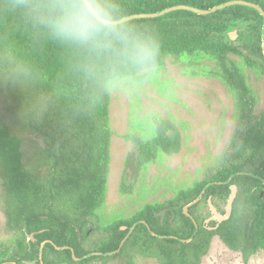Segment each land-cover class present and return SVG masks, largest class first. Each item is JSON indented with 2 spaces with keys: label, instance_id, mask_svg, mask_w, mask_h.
I'll list each match as a JSON object with an SVG mask.
<instances>
[{
  "label": "trees",
  "instance_id": "obj_1",
  "mask_svg": "<svg viewBox=\"0 0 264 264\" xmlns=\"http://www.w3.org/2000/svg\"><path fill=\"white\" fill-rule=\"evenodd\" d=\"M90 1L101 16L114 20L177 4L210 8L227 0ZM249 1L264 8V0ZM263 25V16L243 5L205 15L181 9L107 25L82 0H0V92L12 98L6 113L0 112V180L6 227L18 233L22 243L0 264L4 260L40 264L39 247L47 239L72 246L78 257L92 250L114 251L136 222L115 254L76 261L70 249L57 250L46 243L44 264H89L113 257L127 258L125 264L140 258L201 264L215 235L245 261L264 249V119L247 126L231 163L211 177L178 190L164 202L147 203L129 217L105 225L99 218L112 135L108 83L126 77L142 80L144 69L166 56L197 52L221 60L239 55L264 75ZM241 26L248 30L246 36L238 32V39L231 40L228 32ZM223 75L235 93L238 111L249 114L255 98L244 72L231 64ZM127 138L135 147L125 161V168L132 166L133 177L159 153H177L182 144L181 132L167 119L156 122L150 138ZM234 173L229 183H217ZM214 181L189 208L197 232L191 241H180L178 237L188 238L195 231L184 206ZM231 184L238 191L230 218L214 230L204 227L211 214L208 198L221 210ZM132 186L123 181L120 191L129 192ZM162 210L163 221L158 215Z\"/></svg>",
  "mask_w": 264,
  "mask_h": 264
},
{
  "label": "rangeland",
  "instance_id": "obj_2",
  "mask_svg": "<svg viewBox=\"0 0 264 264\" xmlns=\"http://www.w3.org/2000/svg\"><path fill=\"white\" fill-rule=\"evenodd\" d=\"M235 30L243 36L248 31L245 26ZM231 64L242 69L255 98L247 115L238 111L235 93L223 75L224 67ZM143 73L142 80L117 78L107 85L112 135L105 201L99 211L101 225L129 217L147 203L164 202L178 190L228 166L247 126L264 119V75L247 66L239 55L228 54L223 60L201 52L169 55ZM5 95L8 94L0 92V112L12 102L11 96ZM163 119L171 121L181 132L180 150L170 155L159 153L133 177L132 166L125 168L127 156L135 150L127 136L150 138L156 122ZM6 122L11 124L8 119ZM123 181L127 185L133 183L131 191H120ZM220 208L223 211L225 202L220 203ZM5 221L0 180V261L22 244L20 235L9 231ZM126 261L127 258L113 257L89 264ZM134 264L161 263L153 258H140ZM201 264H264V249L245 261L240 252L228 249L214 236Z\"/></svg>",
  "mask_w": 264,
  "mask_h": 264
},
{
  "label": "water",
  "instance_id": "obj_3",
  "mask_svg": "<svg viewBox=\"0 0 264 264\" xmlns=\"http://www.w3.org/2000/svg\"><path fill=\"white\" fill-rule=\"evenodd\" d=\"M86 6L88 7V9L91 11V13L95 16V18L97 20H99L100 22L107 24V25H116V24H120L123 23L125 21H129L132 19H138V18H152V17H158L161 15H165L169 12L175 11V10H188V11H192L194 13L197 14H210L213 13L217 10L223 9L227 6H233V5H243V6H248L251 7L253 9H255L257 12H259L262 16H263V20H264V8L259 4V3H255L249 0H227L224 3L218 4L216 6L210 7V8H199V7H195V6H191V5H187V4H177V5H173V6H169L167 8H164L162 10L159 11H155V12H140V13H134V14H129L126 15L124 17L118 18V19H114V20H110L107 18H104L103 16L100 15V13L95 9V7L93 6V4L91 3L90 0H82ZM228 36L230 37L231 40H234L236 37H238V32H236V30H231L228 32ZM262 51L264 54V25H263V33H262ZM240 173H245V172H240ZM237 173L231 174L225 181H221V182H217V183H229V181L231 180V178L233 177V175H235ZM264 182V180H263ZM216 182H208L204 185L203 189L201 190L200 194L191 202H189L187 205L184 206V212L187 216L191 217V214L189 213V207L196 204L202 197L203 193L205 192V190L212 184H215ZM238 191V187L235 184H231L230 185V194L228 196V199L226 201L225 204V208L223 209V211H219L216 206L213 204L211 197L208 198V205H209V209L211 211V215L205 220V223H208L209 221H216L215 225L213 226H208L207 228L210 230H214L216 228H218V226L225 220H228L231 216L232 213V207H233V202L234 199L236 197ZM158 215L161 216V220L164 219V215H165V210H162L161 212L158 213ZM135 224H133L126 236L121 240L118 248L114 251L111 252H107V253H102V252H90L82 257H77L74 253V250L72 249V256L74 260H82L86 257L92 256V255H111V254H115L117 252L120 251L122 245L124 244V242L126 241V239L129 237V235L132 233V231L135 228ZM194 225L196 227L194 233H196L197 231V223L194 221ZM126 226H123L122 229H125ZM153 233V232H152ZM154 234V233H153ZM31 238H33V234H31ZM193 238V235L191 237H189L188 239H186L185 241L189 242L191 239ZM45 242L42 243L41 248H40V260H41V264H44L42 261V248ZM57 249H62L65 247H59L56 246Z\"/></svg>",
  "mask_w": 264,
  "mask_h": 264
},
{
  "label": "flooded vegetation",
  "instance_id": "obj_4",
  "mask_svg": "<svg viewBox=\"0 0 264 264\" xmlns=\"http://www.w3.org/2000/svg\"><path fill=\"white\" fill-rule=\"evenodd\" d=\"M211 197V196H210ZM214 204V203H213ZM193 206V205H192ZM191 207V206H190ZM189 207V208H190ZM217 208V207H216ZM218 209V208H217ZM219 210V209H218ZM189 211V210H188ZM219 211H221V210H219ZM183 212H184V208H183ZM211 212V211H210ZM222 212V211H221ZM185 213V212H184ZM190 213V212H189ZM191 214V213H190ZM211 215V214H210ZM187 216V215H186ZM192 216V215H191ZM189 217V216H188ZM191 218V217H190ZM192 221H193V223H194V221H195V219H194V217L192 216ZM207 219V218H206ZM205 219V220H206ZM164 220V219H163ZM163 220H161V221H163ZM205 220H204V223H203V226L204 227H208L209 225H208V223L210 222H208V223H205ZM141 223H144V224H146V226L148 227V225H147V223L144 221V220H141L140 221ZM196 222V221H195ZM197 223V222H196ZM135 224V223H134ZM136 225H137V222H136ZM135 225V226H136ZM197 226H198V223H197ZM149 228V227H148ZM195 229H196V227H195ZM150 230V229H149ZM197 230H198V228H197ZM151 233L153 232V231H150ZM197 232V231H196ZM154 233V232H153ZM152 233V234H153ZM154 235H156V233H154ZM193 236L195 235V233L193 232V234H192ZM191 235V236H192ZM191 236H189V237H191ZM215 236H217V235H215ZM188 237V238H189ZM188 238H185V239H183V238H179L178 237V239L180 240V241H182V242H187V241H185L186 239H188ZM191 241V240H190ZM43 242H45L44 243V245H43V248H42V261H43V263H44V259H43V251H44V246L46 245V243H51L54 247H55V249H57L56 248V246H59V247H65V248H62V249H57V250H64V249H70L71 250V253H72V249H73V247L72 246H69V245H62V246H60V245H56L55 243H53V241L52 240H50V239H47V240H44V241H42L41 242V244H40V247H39V261H40V264H41V260H40V248H41V245H42V243ZM74 250V249H73ZM90 252H95V250H92V251H89V252H87L86 254H88V253H90ZM97 252H101V251H97ZM109 252H111V251H109ZM74 253H75V251H74ZM102 253H107V252H102ZM86 254H84V255H86ZM83 255V256H84ZM92 256H108V255H92ZM204 256V255H203ZM78 257V256H77ZM80 257H82V256H80ZM89 257H91V256H89ZM89 257H86V258H89ZM203 258V257H202ZM76 261H78V260H76ZM202 263V262H201ZM1 264H18V263H16L15 261H12V260H4V261H2L1 262ZM25 264H35V262H25Z\"/></svg>",
  "mask_w": 264,
  "mask_h": 264
}]
</instances>
